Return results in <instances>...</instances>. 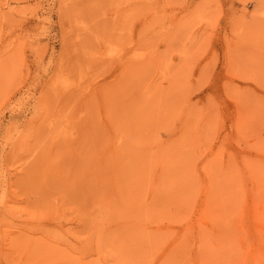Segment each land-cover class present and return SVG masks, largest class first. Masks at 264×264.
<instances>
[{
  "label": "rangeland",
  "instance_id": "374dc122",
  "mask_svg": "<svg viewBox=\"0 0 264 264\" xmlns=\"http://www.w3.org/2000/svg\"><path fill=\"white\" fill-rule=\"evenodd\" d=\"M0 264H264V0H0Z\"/></svg>",
  "mask_w": 264,
  "mask_h": 264
}]
</instances>
